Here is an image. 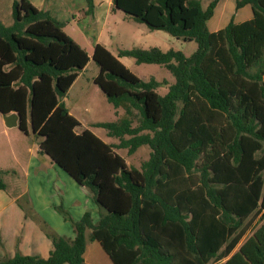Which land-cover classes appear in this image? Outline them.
<instances>
[{
	"label": "trees",
	"instance_id": "1",
	"mask_svg": "<svg viewBox=\"0 0 264 264\" xmlns=\"http://www.w3.org/2000/svg\"><path fill=\"white\" fill-rule=\"evenodd\" d=\"M85 3L92 16L94 1ZM217 3L202 10L196 0H112V11L197 48L189 57L173 49L119 52L170 72L174 83L161 96L160 83L94 46L93 83L116 116L95 124L118 141L109 144L79 129L63 101L87 53L49 11L13 2L12 24L0 22V114L17 113V129L38 154L88 189L98 221L62 212L72 239L45 230L46 258L16 252L0 264H85L87 232L112 264H264V0H236L235 9L250 7V19L211 32ZM141 147L149 155L139 169L115 151ZM9 173L0 170V190ZM15 197L25 218L39 221L28 195L18 189Z\"/></svg>",
	"mask_w": 264,
	"mask_h": 264
},
{
	"label": "rangeland",
	"instance_id": "2",
	"mask_svg": "<svg viewBox=\"0 0 264 264\" xmlns=\"http://www.w3.org/2000/svg\"><path fill=\"white\" fill-rule=\"evenodd\" d=\"M14 1L15 0H0V22L4 25H9L13 22L11 8ZM28 1L35 2V0ZM43 1H45L46 6L49 7L52 17L64 23L63 32L73 39L89 57V62L85 69L79 73L76 83L68 91L65 97V105L69 113L80 123L79 129L91 131L105 143L112 144L118 141L107 137L106 131L103 128L96 127L95 124L112 122L116 119V116L113 106L107 101L99 87L92 81V78L96 77L99 71L98 66L92 60L94 46L96 44L103 46L117 58L129 72L139 79L144 81L154 79L156 82L160 83L155 91L161 96L167 93L168 85L174 83V78L170 72L160 65L137 64L133 58L119 57V52L136 48L145 50L158 48L163 52L173 49L181 51L186 57H189L197 48L196 43L193 41L184 42L170 36L164 31H152L148 29L145 24L134 21L122 11H110L108 4L109 0H97L92 16L84 15L86 10L85 0ZM196 1L199 3L200 8L205 10L213 0ZM235 2L236 0H218L214 9V15L207 23L209 31L212 32L213 30L217 31L222 29L231 20L234 23H239L251 17L249 6L237 10L235 9ZM82 7H85V9H82ZM118 112L122 114L123 111L118 110ZM1 119L2 115L0 114V120ZM20 138L24 140L25 136L17 128L6 129L0 126L1 167H7L11 170H19L24 167V164H21V162L12 157L13 154L17 159V155L14 152L17 153L15 150L22 148ZM32 143L35 144L34 141ZM115 151L125 160L128 167L135 169H139L141 163L147 160L149 155V148L147 147L139 148L132 155H128L125 149H115ZM19 152L21 155L23 154L21 153L22 151ZM33 153V149L30 150L28 154L25 152V160H27L29 155L28 159H30ZM48 173H42V175L45 176L50 185L52 184V187L45 193L43 191L39 193V190H37L34 200L45 207L48 213L51 212L52 215L49 217V222L45 220L46 218L44 216H39L35 211L34 213L38 216L39 221L35 220V218L26 219H29V223H32L36 230L42 233L41 236H44L43 238L51 244V241L45 235V230H49L66 239H72L74 237L71 221L64 220L62 212L66 213L72 221H78L84 213H89L95 223L98 221V211H94L98 209V207L86 187H80L74 184L68 177L61 175L60 172L56 173L58 174L56 176L52 174V177ZM11 179L13 184L9 187L12 193H16L19 188L17 184L19 183V181H17L19 178L13 176ZM31 185H34L33 182H31ZM30 200L29 205L32 208ZM21 203L24 206V202L22 201ZM13 220L16 221V219L12 218V221ZM257 223L258 221L255 222V226ZM28 230L29 227H26V230L22 233L21 229H19V234H28ZM30 234V236H37L38 232L36 234L30 232ZM89 234L90 233L87 232L85 235L86 264H112L100 245L96 241L89 240ZM247 236L243 238L242 242ZM1 237L6 241L10 239V233L8 232ZM38 253L42 255L38 256L43 258L48 256L46 252L45 254H42L43 252L40 251ZM5 256L8 257L7 255Z\"/></svg>",
	"mask_w": 264,
	"mask_h": 264
},
{
	"label": "crops",
	"instance_id": "3",
	"mask_svg": "<svg viewBox=\"0 0 264 264\" xmlns=\"http://www.w3.org/2000/svg\"><path fill=\"white\" fill-rule=\"evenodd\" d=\"M93 1H94V6H96L97 0H93ZM29 2L39 10L49 11V7L46 6L45 1L43 0H35V2L34 1H29ZM108 4L111 11L112 0H109ZM82 9H85V7H82ZM248 19L250 18H246L245 20ZM11 24L12 23H10L9 25ZM9 25H5V26H9ZM212 32H214V30ZM78 77L75 79L72 86L76 83ZM94 78H92V81ZM72 86L70 87V89L72 88ZM63 101L65 103V98L63 99ZM0 121H1L0 126L6 128L3 124V120L1 119ZM20 139H21L20 143L22 145V148L15 150L17 151V153L14 152L17 155V159L14 157L13 154L12 157L13 159L21 162V164H24L23 165L24 167H22V169L19 170H14V169L11 170L10 168L7 167L4 168L0 166V169L2 170L15 172V174L9 173L4 176V182L7 188L6 191L0 190V259L5 255H7L8 257H12L16 252H19L22 255L32 254V255L42 256L41 254L38 253L39 251L43 252L42 254H45V252L46 254L47 253L49 254L51 250V244H49V242L43 238L44 236H41L42 233L39 230H36L35 226L32 223H29L28 221L29 219L27 220L25 218L23 211L17 205V197H15L16 193H12V190L9 187L11 184H13L11 182L12 181L11 177L17 176L19 178V180H17L19 181V183H17L19 187L18 189H20L22 193H26L29 195V200L31 199L30 201L32 203L33 211H35L41 217L44 216L47 222H49V217H51L50 215H52L51 212L48 213L45 207H43L41 204H38L34 200V198L36 197L35 193L37 190H39V193L40 191H43L45 193L48 189L52 187V184L50 185V183L46 180L45 176L42 175V173L49 172L48 174L52 177V174L56 176L58 175L56 173L60 172L61 175L68 177L72 182H74V184L78 185L66 172L61 170L56 164L52 163L46 155L43 156L39 155L38 145L35 142H34L35 144H33L32 143L33 141L31 140L30 137L28 138L25 136L24 140L22 138ZM32 149L34 152L33 156H31L30 159H28L30 156L29 155L27 160H25V156H24L25 152H27L28 154L29 151ZM19 151H22L21 153L23 154L21 155ZM31 182H33L34 185H31ZM97 211L98 209H96L94 212ZM12 218L16 219V221L15 220L12 221ZM26 227H29L28 230L29 233L19 234V229H21L22 233H24ZM8 232L10 233V237H9L10 239H7L5 241L1 236H4V234ZM30 232H34L35 234L38 232V235L30 236L31 235ZM28 252H34V253H28ZM84 259L86 264L85 255H84Z\"/></svg>",
	"mask_w": 264,
	"mask_h": 264
},
{
	"label": "water",
	"instance_id": "4",
	"mask_svg": "<svg viewBox=\"0 0 264 264\" xmlns=\"http://www.w3.org/2000/svg\"><path fill=\"white\" fill-rule=\"evenodd\" d=\"M3 124L6 128H18L20 118L17 113L13 112L7 115H2Z\"/></svg>",
	"mask_w": 264,
	"mask_h": 264
}]
</instances>
